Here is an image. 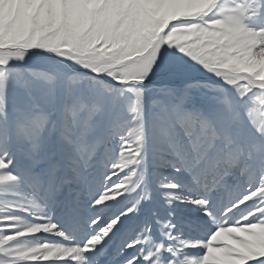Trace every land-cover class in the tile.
Wrapping results in <instances>:
<instances>
[{
    "label": "snow or ice",
    "instance_id": "1",
    "mask_svg": "<svg viewBox=\"0 0 264 264\" xmlns=\"http://www.w3.org/2000/svg\"><path fill=\"white\" fill-rule=\"evenodd\" d=\"M0 264H264V0H0Z\"/></svg>",
    "mask_w": 264,
    "mask_h": 264
}]
</instances>
